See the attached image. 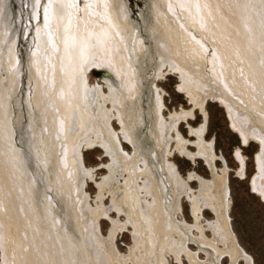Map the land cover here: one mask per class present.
<instances>
[{
    "label": "bare ground",
    "instance_id": "obj_1",
    "mask_svg": "<svg viewBox=\"0 0 264 264\" xmlns=\"http://www.w3.org/2000/svg\"><path fill=\"white\" fill-rule=\"evenodd\" d=\"M46 1L29 0L27 25L21 12L17 18L26 32H32L28 89L22 92L19 26L17 29V21L12 19L9 0H0L3 262L126 264L122 259L134 258V264H168L163 251L173 243L174 233L184 228L179 249L175 243L173 246L179 264H184L182 252L190 264L205 263L186 245L190 236L211 264H221L223 254L230 256V264H238L240 259L253 264L230 227L228 168L224 165L221 174L215 170L218 154L213 139L204 136L205 106L207 99L219 102L243 142L261 144L251 186L264 199V0H147L149 9L141 13V24L132 18L127 0ZM165 65L170 73L179 74L178 87L193 105L172 111L169 119L162 114L163 92L156 83ZM149 66L153 72L147 75ZM94 68L107 70L103 87L108 93L101 85L89 87ZM194 108L204 113L205 120L198 127L190 125L197 140H189L178 124L194 117ZM25 113L29 121L27 151L17 143ZM114 117L122 126L123 138L134 148L132 155L118 141L111 126ZM149 138L154 140L150 146ZM173 140L174 151L192 160L203 157L212 170L210 179L190 172L189 180L200 183L197 194L170 161ZM191 143L198 146L197 152L187 148ZM91 147H102L111 158L106 165L109 175L96 182L100 205L95 209L84 191L93 169L86 168L83 151ZM27 152L37 165L39 178L28 166ZM235 154L243 176L244 155L239 148ZM138 163L144 167L140 169ZM124 171L128 176L118 186L116 173ZM140 175L144 177L141 187ZM142 189L151 201L145 199ZM107 191L112 203L105 207ZM183 194L192 203L196 221L191 225L177 217ZM205 206L217 218L207 225L200 222ZM111 210L126 214L127 219H114ZM104 216L112 222L107 238L98 231ZM130 226L135 243L126 257L113 243L118 230ZM206 226L214 232L213 239L207 237ZM192 228L198 234L191 235ZM148 244L153 248L145 250L146 255L153 254L149 262L139 258Z\"/></svg>",
    "mask_w": 264,
    "mask_h": 264
},
{
    "label": "rangeland",
    "instance_id": "obj_2",
    "mask_svg": "<svg viewBox=\"0 0 264 264\" xmlns=\"http://www.w3.org/2000/svg\"><path fill=\"white\" fill-rule=\"evenodd\" d=\"M21 1L23 5H21L22 3H19ZM127 1L129 2L130 5L132 18L135 21H137L139 24H141L142 21L141 13L147 12L149 9L147 0H127ZM19 2L17 0H9V4H10L9 7L12 14V19L17 21L16 22L17 29L19 26L18 50H17L19 55L18 66L22 71L21 87H22V92H24L23 88L26 89L28 87V79H29L28 76L30 75V72L28 71L29 58L27 56V53L29 51L28 42L30 40V36L32 35L31 34L32 32L30 33L26 32L24 28L20 26L17 20L21 12L23 14V24L24 23L25 25L28 24L26 21L27 16L25 11H27L28 9L27 3L29 2V0H19ZM43 2L46 3L47 1L43 0ZM42 18H43V14H42ZM38 22H40V20ZM33 23L34 25H36L35 21ZM211 50H209L210 54L214 52L213 48H211ZM163 68L164 70L162 76L164 78H162V76L159 77L156 83L158 88H160L159 90L160 91L162 90L163 92V98H164L163 101L165 106L162 109V114L164 115V117L166 116L165 117L166 119H169L172 111L181 110V108L190 109L191 107L193 108V105L189 101L190 99L187 97L186 93H183L178 87V85L180 84L179 74L170 73L172 71L169 70L170 68L168 67V65H165ZM92 71L93 72L90 74L88 80L89 87L93 88L96 87L97 85H101V87L104 89V92L108 93V89L106 87H103L105 86L104 76L107 73V70L103 68H94ZM146 72L147 75L152 74L153 72L152 67L149 66ZM207 72L210 73L211 77L213 78V74L209 70ZM5 73L6 72L3 71V75H5ZM30 87L31 86H29V89ZM107 106L109 108L112 107L111 104L109 105L107 104ZM205 108L208 117H207V128L204 136L206 137L207 140L213 139V143L215 145V151L218 154V158H216L214 161V166L216 167L215 170L219 174H221L222 173L221 170L224 168V165L225 167L228 168L227 183L229 187L228 196L230 198L228 217H229L230 227L232 231H234L233 233L236 236L239 245L252 257L253 264H264V199L262 196H259L256 193H254L251 186L252 176L256 173L257 170L256 154L258 151L261 150V144L257 140H250L244 143L242 138L240 137V134L237 131L233 130V128H231L230 118H228L229 116L225 108L222 107L219 102L212 100V98L211 100L207 99V104ZM194 111H195L194 117L188 118L187 120H184L178 124V129L182 134V136L189 140H197L196 135L191 134V131L189 129L190 125L193 127H198L205 120L204 113L200 109L194 108ZM25 118H23V122H22L23 125L21 124L22 125L21 133L17 135V143L18 145L20 144L19 146L21 148L23 147V149L27 151L26 147L28 142V131H29L28 130L29 121H28L27 113H25ZM111 126L114 129L115 133L117 134L118 141L122 145L123 150L127 154L132 155L134 148L132 147V144L128 140L123 138L121 134L122 126L120 125L117 118L114 117L112 119ZM149 141L152 143H150ZM148 143L150 146L151 144H154V140L149 138L147 141V145ZM175 145L176 142L174 140L171 141L170 148L172 149L173 152L172 155L169 156L170 161L174 162L176 169L178 170L182 178L188 179L189 186L191 187L193 194L194 192L197 194L200 188V183L199 180L198 179L196 180L195 178H193V180H189L188 176L190 172L192 171L202 178L210 179L212 178V170L210 167H208L209 165L206 163V160L203 157H197L192 160L187 156L185 157V155L182 154L180 155L178 151H174ZM186 146L187 148H189L190 151L193 152H197L199 150L198 146L193 143L187 144ZM238 148L241 149V154H243L245 158L243 176L238 172L239 169L241 168L240 161L239 160L237 161L238 158H236V154H235ZM27 154L28 152L26 153V156H29L27 157L28 166L31 172L32 173L34 172L33 174L37 177V175L40 174L38 172V169L36 172L37 165L35 162H33L34 161L33 157ZM221 156H223L224 161L221 159ZM83 161L87 169H93V178L86 179L84 184V191L88 195V201L90 207L95 209L98 205H100V203H98V198H97L99 194V189L96 185V182L97 183L101 182L105 176L109 175V170L106 165L111 163V158L108 154H106L105 149H103L102 147L101 148L91 147L89 149L84 148ZM119 164H123V161H119ZM138 165L140 169L144 167L140 163H138ZM127 174H128L127 171L126 172L124 171L123 174L116 173L117 184L120 182L121 185L123 186V184L125 183V178H127L128 176ZM140 176H141L140 179H138V185L141 187L143 185L142 181L144 180V177L142 175ZM37 178H39V176ZM119 185L120 184H118V186ZM141 193L142 195L143 194L145 195L144 189H142ZM186 196L187 195L183 194L180 198V212L177 213V217L179 221L181 222L186 221L187 224L191 225L194 224L196 220L192 212V203L189 197ZM145 199H148L147 201L152 200L151 196L148 194L145 195ZM103 202L105 207L110 206L112 203V195L108 191L105 194ZM57 204L60 205L59 202H57ZM110 215L114 219L119 217L121 221H125L127 219L126 214L122 213L121 215H119L117 211H113V210L110 211ZM200 216H201L200 222L206 225H207V221L215 222L217 219L214 212L211 211V209L206 206L202 208L200 212ZM102 218L99 219L98 231L102 234L104 238H107L112 228V222L107 216H104ZM3 224L4 223L0 217V227L4 226ZM205 228H206L205 231L207 237L209 239H213L214 232L212 231V229L208 226H206ZM132 230L133 228L131 226L127 228L125 231L119 229L115 235L113 245L122 255L130 256V248L134 247L135 242L132 236ZM185 230L183 228V230L179 232H175L173 236V243H172L173 245L170 244L166 246L167 247L166 249H164L163 251L164 256L165 258L167 257L166 261L168 264L180 263L179 261L176 260V256L174 255L175 253L173 249L174 247L176 248L179 247L178 240L181 238V234L183 232H184L183 234H185ZM190 233L191 235L193 234L194 236L198 234V230L192 228ZM164 240H163L164 243L167 242L166 238ZM1 241L2 239L0 236V264H7L6 262H3ZM186 245L190 248V250L198 253L199 257L202 260H204L205 262L204 264L210 263V261L206 259L208 255H206V252L204 250L200 249L199 244L192 239V236H190V239L187 241ZM219 247L223 248L224 246L221 243H219ZM143 249H144L143 251L140 249V251H142L140 252V254L142 255L139 258L142 261L146 260L149 262L153 254L151 253L149 255H146L147 253L145 250L152 251L153 248L150 246V244H148V247H143ZM168 249H170V251H168ZM181 257L184 264H190V262H188V259H186V256L185 254H183V252L181 253ZM133 259H129V258L122 259V262L126 264H134ZM230 262L231 260L228 254H223L221 256L220 259L221 264H230ZM238 264H246V261L240 259L238 261Z\"/></svg>",
    "mask_w": 264,
    "mask_h": 264
}]
</instances>
